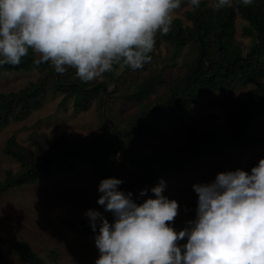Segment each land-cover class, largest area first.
Returning <instances> with one entry per match:
<instances>
[{
    "label": "trees",
    "instance_id": "16d2710c",
    "mask_svg": "<svg viewBox=\"0 0 264 264\" xmlns=\"http://www.w3.org/2000/svg\"><path fill=\"white\" fill-rule=\"evenodd\" d=\"M239 16L246 21L244 35L251 39L247 51L235 44ZM164 43L170 44L173 51L188 49L190 58H184L181 71L175 68L174 58L152 67ZM150 55L151 62L142 69L133 70L121 63L112 72L88 83L81 82L74 69L60 75L50 62L36 66L34 61L40 57L31 49L19 66H0V77L12 72L39 73L36 80L23 88L0 94V128L12 120L29 117L47 96L57 94L71 99L80 110L90 109L96 101L104 126L102 133L72 141L64 136L53 140L47 133L33 134L28 145L9 138L4 153L18 162L19 169L6 170L0 192L35 184L40 178L71 173L85 164L101 179L122 180L120 187L128 188L137 202H142L152 197L151 188L170 172L184 171L197 161L225 154L238 146L264 143L263 138L252 134L254 123L264 115V0H252L248 5L242 0H231L219 10L201 0L198 8L186 11L185 20L173 17L168 35L157 34L156 49ZM239 84L251 88L228 111L225 121H214L167 154L140 156L133 151L135 144L158 131L169 118L180 120L196 100L216 91L235 89ZM125 103L137 111L123 115ZM122 155L130 157L135 169L122 171L118 167ZM144 189L149 190L148 195L140 197ZM104 215L112 220L110 212ZM56 218L78 234L95 235L85 220L62 215ZM11 248L25 264L57 263L55 252L48 261L25 240L13 242Z\"/></svg>",
    "mask_w": 264,
    "mask_h": 264
},
{
    "label": "clouds",
    "instance_id": "9594fccd",
    "mask_svg": "<svg viewBox=\"0 0 264 264\" xmlns=\"http://www.w3.org/2000/svg\"><path fill=\"white\" fill-rule=\"evenodd\" d=\"M200 2L189 0L194 8ZM228 4L217 0L215 9ZM180 5L181 0H0V66H19L31 49L40 57L36 66L50 62L60 75L74 69L84 83L121 63L142 69L152 60L157 34L171 31ZM122 183L103 179L97 203L104 212L84 214L99 252L95 264H264V158L250 172L238 168L194 184L196 216L180 231L172 226L180 206L164 195L165 181L142 202L120 190Z\"/></svg>",
    "mask_w": 264,
    "mask_h": 264
},
{
    "label": "rangeland",
    "instance_id": "374dc122",
    "mask_svg": "<svg viewBox=\"0 0 264 264\" xmlns=\"http://www.w3.org/2000/svg\"><path fill=\"white\" fill-rule=\"evenodd\" d=\"M215 6V0H206ZM231 2V0H229ZM192 9L189 0H181L180 8L173 17L185 20L187 10ZM246 21L237 19V44L247 51L251 39L244 35ZM187 48L173 51L164 43L155 55L152 67L159 66L163 60L174 58L177 71L182 70L184 58H190ZM189 60V59H188ZM39 73L12 72L0 77V94L17 91L30 81L38 78ZM251 87L239 84L232 90H220L196 100L191 110L180 120L169 118L158 131L133 146V151L140 156L149 153L167 154L189 137L199 133L214 121L226 120L227 113L247 94ZM137 109L126 103L122 114L126 115ZM97 102L88 110L74 107L71 99H64L61 94L49 95L41 106L23 120H12L0 128V183L6 170L17 171L18 162L4 153L6 142L14 137L22 145H28L33 134L47 133L55 140L64 136L68 141L80 139L92 133L104 132L103 122ZM252 134L264 139V115L254 123ZM261 158H264V143L238 146L234 150L219 156H210L188 166L184 171L168 173L162 180L166 187L164 195L179 203V214L172 225L177 231L187 226V221L196 216L198 195L193 190L194 184L210 183L220 172L244 169L251 171ZM117 165L122 171L135 169L130 157L122 155ZM103 179L97 177L89 165L80 164L71 173H62L51 179L40 178L35 184L0 192V264H25L11 248L16 241L25 240L41 257L49 261V256L56 254L57 263L53 264H95L99 256L95 246V235H81L65 226L56 218L62 215L72 220L89 219L84 215L89 209L104 211L97 203L98 187ZM124 192H131L125 186Z\"/></svg>",
    "mask_w": 264,
    "mask_h": 264
}]
</instances>
